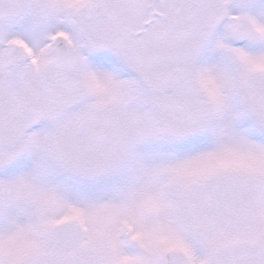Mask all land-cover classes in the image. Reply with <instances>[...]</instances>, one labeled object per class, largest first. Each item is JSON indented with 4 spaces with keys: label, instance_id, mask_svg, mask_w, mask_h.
Segmentation results:
<instances>
[{
    "label": "snow or ice",
    "instance_id": "1",
    "mask_svg": "<svg viewBox=\"0 0 264 264\" xmlns=\"http://www.w3.org/2000/svg\"><path fill=\"white\" fill-rule=\"evenodd\" d=\"M0 264H264V0H0Z\"/></svg>",
    "mask_w": 264,
    "mask_h": 264
}]
</instances>
